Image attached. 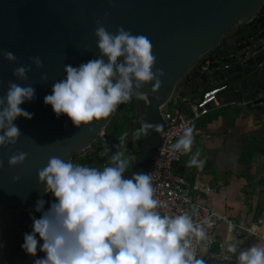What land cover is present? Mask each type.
<instances>
[{
	"label": "water",
	"instance_id": "obj_1",
	"mask_svg": "<svg viewBox=\"0 0 264 264\" xmlns=\"http://www.w3.org/2000/svg\"><path fill=\"white\" fill-rule=\"evenodd\" d=\"M100 25L112 33L123 27L133 35L146 36L156 57L153 71L164 72L158 89L152 90L153 82H148L139 90L142 96L132 97L144 100L137 107L143 122L158 123L161 128L140 136V151L125 177L150 172L166 130L162 111L176 94L202 96L212 87L211 79L213 88L226 90L239 82L228 91L244 96L249 110L264 112V96H259L264 86L252 80L264 76V49L245 62L235 59L239 52L264 41V0H0V96L10 81L35 89L34 98L19 106L32 118L18 117L14 124L21 135L16 144L0 147V210L30 212L34 208L45 195L37 171L50 157L71 160L75 151L86 152L99 137L110 150L108 155L116 151L118 143L105 129L121 105L101 121L78 128L66 114L57 117L51 105L44 103L53 83L65 77L64 65L75 67L100 55L94 35ZM5 50L16 56L15 62L3 58ZM31 56H39L43 67L32 65L27 79H17L13 69L30 64ZM206 66L208 70L203 71ZM45 73L47 80L41 81ZM17 152L26 153V159L9 167V156ZM202 260L204 264H236Z\"/></svg>",
	"mask_w": 264,
	"mask_h": 264
},
{
	"label": "clouds",
	"instance_id": "obj_2",
	"mask_svg": "<svg viewBox=\"0 0 264 264\" xmlns=\"http://www.w3.org/2000/svg\"><path fill=\"white\" fill-rule=\"evenodd\" d=\"M94 35L100 55L75 67L64 65L65 77L54 82L51 94L44 97L57 117L66 114L78 128L108 117L133 95L142 96L139 90L148 82H153L152 90L158 89L164 76L162 69L153 71L156 57L143 34L133 35L123 27L112 33L100 25ZM2 55L9 62L17 59L7 50ZM29 61L13 69L17 79H27L32 65L43 67L39 56H31ZM40 79L46 81V73ZM34 95L32 85L9 82L6 93L0 96V147L16 144L21 132L14 121L32 118L19 106ZM160 128L158 123L142 122L135 135L139 138ZM127 135H121L116 151L109 155V164L102 168L53 156L37 171V182L53 199L47 209L43 196L37 199L34 211L40 216L30 213L32 230L23 235L21 248L33 257L37 237L42 240L39 250L44 256L34 259L33 264H204L196 257L193 241L205 239V226L210 227V221L194 222L187 212L162 213L150 173L123 175L128 161L119 149L126 144ZM192 144L193 128L188 126L169 147L174 152H191L187 164L202 167L204 162L198 151L192 152ZM26 155L12 154L8 166L22 164ZM228 223L231 229V221ZM227 252L235 255L236 264H264V246L259 243L247 249L229 244Z\"/></svg>",
	"mask_w": 264,
	"mask_h": 264
},
{
	"label": "crops",
	"instance_id": "obj_3",
	"mask_svg": "<svg viewBox=\"0 0 264 264\" xmlns=\"http://www.w3.org/2000/svg\"><path fill=\"white\" fill-rule=\"evenodd\" d=\"M252 80L264 86V76ZM238 83L229 85L227 90L224 88L217 101L210 104V112L194 123L196 146L192 152H199L203 166H189V152L177 171L191 182L200 181L216 189L214 193L195 195L199 204L238 223L250 224L258 218L264 221V112L249 110L244 96L228 91ZM210 84L213 88L215 81L211 79ZM259 96H264V92ZM188 97L198 100L201 96ZM261 231L264 232V225ZM215 238L217 244L234 243L240 249L256 243L264 246L263 241L248 236L232 237L224 224L216 230ZM230 254L235 261V255ZM43 256L38 249L36 258Z\"/></svg>",
	"mask_w": 264,
	"mask_h": 264
},
{
	"label": "built area",
	"instance_id": "obj_4",
	"mask_svg": "<svg viewBox=\"0 0 264 264\" xmlns=\"http://www.w3.org/2000/svg\"><path fill=\"white\" fill-rule=\"evenodd\" d=\"M262 49H264V41H261L253 48H246L239 52L235 55V59L245 62L249 58L257 57ZM202 70L207 71L208 67H203ZM222 90H224V87L214 88L206 92L199 100H194L188 96L173 97L169 104L164 107L162 115L166 122V130L155 151L149 173L152 176L154 198L163 205L159 209L162 213L177 214L179 212H187L192 216L194 222H201L205 218H208L210 221L211 226H205V239L193 241L196 257L205 260L230 262L232 261V257L227 252L226 243L217 244L215 238L216 230L224 224L227 227L228 234L232 237L240 238L248 236L264 242V232L261 231L264 225L263 219L258 218L250 224H241L214 211L210 207L199 204L195 199V195L214 193L216 189L200 181L191 182L180 175L176 171V168L187 153L174 152L169 147L172 143H175L182 134L183 129L188 126L193 128V144L191 149L196 146L194 123L198 118L210 112V104L217 101V96ZM188 110H190V113ZM99 139L103 141L102 137H99ZM97 155L101 158L109 159L107 147L104 151L98 150ZM229 221L233 225L231 229L229 228ZM8 226L22 233L27 229L28 223L24 222L21 225L17 219H14L10 220ZM248 229H254V231H247ZM200 253H203L201 257Z\"/></svg>",
	"mask_w": 264,
	"mask_h": 264
},
{
	"label": "trees",
	"instance_id": "obj_5",
	"mask_svg": "<svg viewBox=\"0 0 264 264\" xmlns=\"http://www.w3.org/2000/svg\"><path fill=\"white\" fill-rule=\"evenodd\" d=\"M211 90L212 89L210 88L208 91ZM202 97L203 95L200 98ZM140 104H144V101L133 98L130 101L121 104L115 116L105 129L106 134L114 137L117 143H119L121 135L127 132L126 144L119 150L124 153L123 156L128 161L129 169L132 167L138 156L142 142V137L137 138L135 135L136 131L141 126V118L140 115L137 114V107ZM98 150H106L104 142L99 138L95 140L92 147L86 152L75 151L71 160L73 163L102 168L109 164V159L99 157L97 155ZM43 199L46 202L44 207L47 209L53 198L49 194H45ZM30 213L36 218H39L40 216V213L35 212L34 208L30 212H24L20 209L0 210V221H3V225L0 227V250H3L4 252V257L0 260L1 264H33V260L36 256L33 257L30 254L25 253L21 248L24 233L31 232L32 230ZM14 219H17L21 225L24 222H27V229L24 232L19 233L17 232V229L9 227L8 223L10 220ZM37 238L38 252L39 244L42 243V240H39V237Z\"/></svg>",
	"mask_w": 264,
	"mask_h": 264
},
{
	"label": "rangeland",
	"instance_id": "obj_6",
	"mask_svg": "<svg viewBox=\"0 0 264 264\" xmlns=\"http://www.w3.org/2000/svg\"><path fill=\"white\" fill-rule=\"evenodd\" d=\"M174 97H176V95L174 96ZM175 99V98H174ZM122 152V151H121ZM123 153V152H122ZM124 154V153H123ZM124 157V156H123ZM71 162H72V160H70ZM80 164V163H79ZM129 166V165H128ZM2 225H3V221H0V227H2ZM0 237H1V235H0ZM251 239H253V240H255L254 238H252V237H250ZM200 255V257L203 255V253H200L199 254ZM4 257V252H3V250H0V260H1V258H3ZM1 264V263H0Z\"/></svg>",
	"mask_w": 264,
	"mask_h": 264
},
{
	"label": "flooded vegetation",
	"instance_id": "obj_7",
	"mask_svg": "<svg viewBox=\"0 0 264 264\" xmlns=\"http://www.w3.org/2000/svg\"><path fill=\"white\" fill-rule=\"evenodd\" d=\"M138 106H139V105H138ZM140 118H141V121H140V122L142 123V122H143V117H142V116H140Z\"/></svg>",
	"mask_w": 264,
	"mask_h": 264
}]
</instances>
